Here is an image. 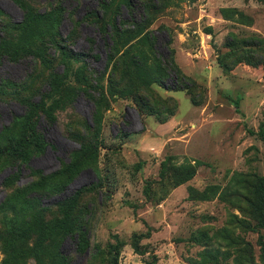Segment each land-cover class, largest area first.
I'll list each match as a JSON object with an SVG mask.
<instances>
[{
    "label": "rangeland",
    "instance_id": "1",
    "mask_svg": "<svg viewBox=\"0 0 264 264\" xmlns=\"http://www.w3.org/2000/svg\"><path fill=\"white\" fill-rule=\"evenodd\" d=\"M101 1L0 0V148L28 136L31 126L44 143L40 155L34 145L25 150L27 163L0 157V264H264L256 214L264 211V145L256 135L264 127V2L150 0L158 10L148 13L146 29L158 37V52L171 50L204 92L193 106L185 92L154 85L178 106L159 124L139 116L130 100H113L106 78L97 115L72 75L83 72L80 62L70 61L72 73L62 76L63 48L96 56L87 62L103 71L108 38L90 24L103 14ZM25 9L53 10L61 24L31 41L41 23L12 29ZM120 19H128L126 11ZM29 50L43 51L50 64L35 62ZM93 124L97 156L81 161ZM76 163L78 171L69 170ZM189 168L193 176L178 185ZM212 186L220 189L200 200ZM47 187L40 205L20 204ZM79 190L72 206L55 204ZM64 222L67 229H53Z\"/></svg>",
    "mask_w": 264,
    "mask_h": 264
},
{
    "label": "trees",
    "instance_id": "2",
    "mask_svg": "<svg viewBox=\"0 0 264 264\" xmlns=\"http://www.w3.org/2000/svg\"><path fill=\"white\" fill-rule=\"evenodd\" d=\"M262 1L264 2V0ZM101 8L103 14L94 16L90 20V24L100 27V31L108 38L103 71L98 72L90 67L87 60L96 59L97 57H89V53H74L67 48L61 49L59 53L64 66L62 76L65 79L72 73L69 68L70 61L82 64L83 72L76 70L72 75L82 84L79 94L86 95L92 100L97 115L99 114L98 110L99 106H101L102 95H105V87L100 83L105 78L107 82L106 89L109 95L113 97V100L115 96L123 100H130L139 116L153 117L159 124H164L173 117L178 106L173 98H162L153 89L154 85L168 92H185L193 106H199L203 103L204 92L201 87L192 78L181 72L173 61L171 50H168L165 55L158 52V37L152 31L146 29V26L151 22L148 13H155L158 10L156 6L150 3V0H122L117 3H113L111 0H102ZM112 8L115 9L116 14L114 16L107 15L106 12ZM52 11L34 13L29 9H25L22 20L12 25V29L14 31H23L32 23H41L40 32L37 31V33L39 32L38 34L31 35L30 40H35L45 34L50 36L49 32L59 28L62 20L61 18H54ZM124 11L127 12L128 19H120ZM136 13L139 17L138 20L135 19ZM121 24L129 25V27L123 29ZM7 37L12 38L9 35ZM54 45L58 48V44L54 43ZM28 52L35 62L38 61L45 66L50 64V60L42 55L43 51L36 50L32 52L29 50ZM16 55L12 56L14 61L18 58ZM220 66L226 72L231 70L229 66L223 63H220ZM92 95L98 96L94 97ZM235 104L237 105V103ZM89 128L94 134L88 142L81 145L80 151L83 152V156L80 158L81 161L86 156L95 158L99 148L98 134L95 131L94 124ZM256 135L264 145V127H261ZM42 140V132L31 126L28 136L19 141L9 143L5 148H0V157H16L20 155L23 163H27L30 156L25 155V150L34 145L36 154H42L44 151ZM69 168V170L73 169V171L77 172L79 164L76 163ZM189 172V177L182 180L178 185L185 183L193 176L194 170L192 168H189ZM260 182L258 196L261 206H263L264 176L260 179ZM219 189L220 187L218 186L207 188L202 193L200 200H211ZM82 190L77 191L72 197L55 204L72 206L77 202ZM48 194V187L41 193L31 192V197L21 199L20 204L23 206L30 204V207L33 208L34 205H40L39 203H41L43 197H49L50 195ZM143 194L147 195L146 189H143ZM256 214L258 215L259 227L264 229V211H262L261 207ZM56 228L67 229L68 224L64 222L56 225L53 229ZM206 253L211 259L215 260V257L210 252L206 251Z\"/></svg>",
    "mask_w": 264,
    "mask_h": 264
}]
</instances>
